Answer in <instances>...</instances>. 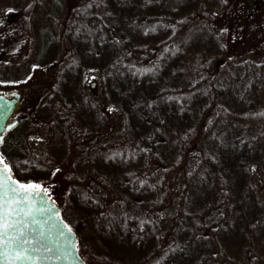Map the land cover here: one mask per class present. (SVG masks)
<instances>
[{"label":"trees","instance_id":"16d2710c","mask_svg":"<svg viewBox=\"0 0 264 264\" xmlns=\"http://www.w3.org/2000/svg\"><path fill=\"white\" fill-rule=\"evenodd\" d=\"M36 70L0 156L85 264H264V0H0V82Z\"/></svg>","mask_w":264,"mask_h":264},{"label":"snow or ice","instance_id":"6c2138e0","mask_svg":"<svg viewBox=\"0 0 264 264\" xmlns=\"http://www.w3.org/2000/svg\"><path fill=\"white\" fill-rule=\"evenodd\" d=\"M226 31V29L222 30V32ZM149 71H153V69H144V72ZM3 139L4 137L0 136V142ZM0 165H2V169H0V261L5 262V264H15L16 261H32L41 252L49 253L50 255L47 257L49 259L52 256L59 258V248L45 246L39 239L33 245L32 241L26 238L25 232L22 230L27 228L28 225L23 219H19V217L33 216L30 197H33L36 192L41 190L47 192V188H42L41 185L31 182L9 183L12 177L7 175V173L11 169L3 156H0ZM56 171L58 172L59 169ZM32 223H35L34 219ZM64 228H67L68 235L65 238L68 241V247L63 254L67 255L70 250H75L76 245L71 241L72 229L67 225L61 228L58 234L65 236ZM43 235L42 232L39 233V236L43 237ZM25 245L28 247H25ZM40 258L44 259L45 257L40 256Z\"/></svg>","mask_w":264,"mask_h":264},{"label":"water","instance_id":"95a60500","mask_svg":"<svg viewBox=\"0 0 264 264\" xmlns=\"http://www.w3.org/2000/svg\"><path fill=\"white\" fill-rule=\"evenodd\" d=\"M20 93L16 92L15 95H5L0 93V136L4 137L6 131L12 129L16 124L17 120H12L6 124L7 118L11 115L14 110L15 103L19 100ZM2 169V165H0ZM12 177L9 183H29L26 181L18 180L11 172L7 173ZM32 204L31 209L33 216L31 217H19L23 219L28 225L27 228L22 229L25 232V236L28 240L32 241L35 245L39 239L45 246L55 247L60 249V256H52L50 259L47 258L49 253H39L36 258L32 261H16L15 264H85L84 258L79 251L78 236L74 229L64 220L58 204L48 195L47 192L38 191L33 197H30ZM35 223H32V220ZM65 225L72 229L71 241L75 243V250H70L67 255H64V250L68 247V241L66 240L67 228H64L65 236H60L59 230ZM43 233V237L39 236V233ZM25 247H28L25 245ZM40 256H44L41 259ZM0 264L5 262L0 261Z\"/></svg>","mask_w":264,"mask_h":264},{"label":"rangeland","instance_id":"374dc122","mask_svg":"<svg viewBox=\"0 0 264 264\" xmlns=\"http://www.w3.org/2000/svg\"><path fill=\"white\" fill-rule=\"evenodd\" d=\"M48 75L49 73H47V71H40V70H36L34 73L32 72L31 73V76L32 77H26V81H23L21 79H17L15 78L13 81L11 82H8V83H1L0 82V93H5V94H9L11 95L12 93L14 92H21L22 94V97L25 99L26 98V95L27 97L28 96H31L33 94V92H35V90H38L39 88V82H42L43 80L47 79L48 78ZM96 76H97V72L96 71H88L85 73V76H84V89L86 92H89L91 94H95L96 93V89L94 90V88L92 86L95 85V83L97 82V79H96ZM70 85H72V88L70 87L68 90H69V93L68 94L67 92H65V95L66 96H69L71 95L72 98H77L78 97H82V95L85 97L87 96L85 91H83V89L81 87L78 86V81L73 79V80H69L68 81ZM80 84V83H79ZM93 84V85H92ZM95 87V86H94ZM71 91L73 92V94H71ZM78 91V92H77ZM77 92V93H76ZM26 104L27 102L26 101H21L19 104H18V107L15 111V114L12 116V117H19V115L21 114L22 110L24 108H26ZM81 108H83L85 106V104H80ZM83 109H88V106L86 108H83ZM83 109H81V113L80 115L78 116L80 119H81V125L85 124L86 122L87 123H90L89 125L91 126H94L97 124V121L98 123L101 121V116H100V112H99V108H98V111H95V114H91L90 112H85ZM86 118V120H85ZM64 121H68L69 118L68 116H64L62 118ZM85 120V122H84ZM83 126H86V125H83ZM58 130H61L63 131L64 128H59L58 127ZM60 141L58 140V147L60 146ZM42 145L41 142H37V147L40 148ZM58 151V149H57ZM55 152H56V146H55ZM55 189L54 191H57L58 190V186L57 184L54 185Z\"/></svg>","mask_w":264,"mask_h":264},{"label":"flooded vegetation","instance_id":"af4514ba","mask_svg":"<svg viewBox=\"0 0 264 264\" xmlns=\"http://www.w3.org/2000/svg\"><path fill=\"white\" fill-rule=\"evenodd\" d=\"M14 114H15V112L12 113V116H13ZM12 116H11L10 118H8L6 122H9V121L12 120L13 118H15V117H12ZM16 118H17V117H16ZM12 130H13V128L10 129V131H12Z\"/></svg>","mask_w":264,"mask_h":264}]
</instances>
